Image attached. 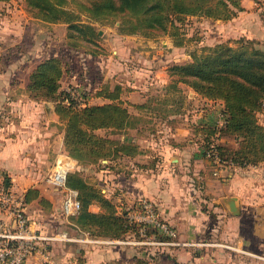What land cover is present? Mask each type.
Segmentation results:
<instances>
[{
    "label": "crops",
    "instance_id": "crops-1",
    "mask_svg": "<svg viewBox=\"0 0 264 264\" xmlns=\"http://www.w3.org/2000/svg\"><path fill=\"white\" fill-rule=\"evenodd\" d=\"M239 2L243 9L223 21L225 31L231 34L226 40L229 37H245L253 39L256 46L264 49V0ZM3 29L0 23V31ZM233 39H229L230 43ZM113 51L116 52V49ZM166 52L162 51L156 60L162 59ZM74 53L87 61L99 58L108 62V58L112 59L110 54L102 59V56L81 50L75 49ZM29 54L34 53L20 50L17 56L21 59L19 66L8 67L13 70L22 68L27 72V78L12 83L13 80L3 75L1 85H26L30 71L38 58L43 57L33 55L30 59ZM107 65L112 69L115 64ZM160 65L161 61H155L151 67H144L152 74V89L159 85L166 96L170 95L169 88L174 89L175 95L179 94L181 99L185 86L188 94L195 99L216 101L201 96L183 82L169 84L167 65ZM108 74L104 83H98V89L107 85ZM135 74L126 79L127 83L117 80L115 84L120 85L121 98L128 103L131 114L129 125L123 129L122 135L118 133V138L138 144L139 151L128 156L129 164L124 166L118 160L113 161L115 168H126L120 170L125 174L105 165L98 171L92 170L98 178L95 183L106 196L114 194V201L124 208L130 207L141 196L151 199L161 215L175 225L181 239L196 242L194 246H177L169 251L175 256V264H264V160L246 166L226 162L212 165L203 154V134L195 131L187 121L179 122L182 121L181 116L175 115L180 112L168 113L165 119H176L177 126L161 127L164 122L154 126L151 118L155 119L157 113L151 108L150 111L144 110L151 98L148 83L139 82L138 74ZM84 77L89 88L91 84ZM9 90L7 88L5 93H0V173L7 176L18 191L25 194L29 187H34L45 198L44 202H39V198L26 201L27 212L35 226L47 230L68 227V221H65L68 222L66 225L60 223L64 218L60 192L46 180V176L57 158L70 166L68 172L78 169L87 179L90 178L86 174L92 163L86 166L79 164L67 153L63 144L62 121L52 103L44 101L43 107L37 101L28 102L22 90L15 93ZM123 91L126 94L122 95ZM103 101L107 99H101ZM174 101L172 103L176 104L177 111L180 101ZM195 116L198 117L194 114L191 120ZM257 118L264 125V106L257 112ZM91 178L94 179L92 175ZM114 189L116 192H113ZM231 200H234L233 211ZM89 208L99 210L97 204ZM69 229L72 235L79 238L97 236L73 227ZM136 249L131 244L68 240L47 245L42 252L28 257L24 264H139L140 261L137 262V257H134ZM158 257L164 258L162 262L165 264H172L167 253L158 254ZM152 261L154 258L150 257L148 264Z\"/></svg>",
    "mask_w": 264,
    "mask_h": 264
},
{
    "label": "trees",
    "instance_id": "trees-1",
    "mask_svg": "<svg viewBox=\"0 0 264 264\" xmlns=\"http://www.w3.org/2000/svg\"><path fill=\"white\" fill-rule=\"evenodd\" d=\"M4 1V0H0ZM30 8H36L35 16L47 22H66L71 35H82L86 42L95 43V31L90 24L78 23L79 13L67 4L75 2L81 6L89 18L103 20L107 15L118 12L120 29L143 32L160 28L166 32V20L169 21V34L177 37L176 25L170 15L182 19L184 14H197L211 19L226 20L243 9L239 0H25ZM126 16L127 19L125 18ZM152 28V29H151ZM70 35V36H71ZM237 43L233 46L232 43ZM226 42L208 46L199 53H191V60L173 63L167 67L168 74L174 76V82L187 84L201 96L219 99L223 103L224 121L216 124L196 125L195 131L203 134V154L212 141L223 162L237 166L256 164L264 160V125L258 121L257 112L264 103V49L256 46L253 39L239 37ZM73 46H77L75 42ZM84 50L96 55L101 53L88 44ZM63 74L61 59L47 56L37 62L28 75L26 89L34 92V97L52 100L54 110L63 125V144L67 153L79 164L95 163L107 159L102 165L114 169L112 159L124 154L133 155L139 151L138 144L121 140L108 134H100L97 129H110L112 133L125 129L130 123L131 114L127 102L121 98V87L115 84L112 89L103 86L96 95L107 99L103 103L78 104L73 98L59 97L60 78ZM219 134H233L238 146L225 147L216 139ZM101 165V166H102ZM120 171V168H115ZM5 183L13 186L7 176ZM66 184L78 189L81 207L76 216L71 217L74 226L89 234L104 238H123L134 227L127 222L125 212L119 210L115 202L105 195L96 183L88 181L78 169L68 172ZM16 189V188H15ZM25 200L45 198L39 195L37 188L29 187L25 191ZM97 204L99 210L89 207ZM70 226V227H69ZM62 229V228H59ZM145 255L152 257L157 252H169L171 247H137ZM171 250V249H170ZM149 254V255H148ZM141 258H137V262Z\"/></svg>",
    "mask_w": 264,
    "mask_h": 264
},
{
    "label": "rangeland",
    "instance_id": "rangeland-1",
    "mask_svg": "<svg viewBox=\"0 0 264 264\" xmlns=\"http://www.w3.org/2000/svg\"><path fill=\"white\" fill-rule=\"evenodd\" d=\"M79 1L88 3V0ZM67 6L79 13L78 23L90 24L93 27L95 31V36L93 37H95L97 48L94 46L95 43L86 42L82 35H71L70 32L73 30L68 29V24L66 22H47L36 17L35 11H37V9L30 8L25 0L0 1V23L3 24L4 28L0 31V79H2V77L4 78L3 75H5L8 79L13 80L11 81L12 83H15L17 80L27 78V72L23 71L22 68L14 70L8 69V67L16 68L21 63L20 57H17L20 50L27 53L30 51V53H34L33 55H36V57L43 56L42 58H38V61L50 54V56L59 57L62 62L63 74L61 78L63 79L60 78V86L58 89V96L61 98L69 93L68 97H72L73 100L80 105H83L85 102L91 104L100 103L101 99H106L99 95H97L99 97H95L96 95L93 96V94L98 90V83L105 82V75H107V73L109 74L106 86L109 87V89L115 86L117 80L127 83L126 79H131L134 73H136L138 74L135 75L139 78V82L145 81L148 83L147 90H149L151 95L149 96L151 98L148 102L149 106L144 110L150 111L149 108H151L152 111L157 113L155 119L151 118L154 126L160 122L166 124L164 125L162 123L161 127L166 126L169 128V126H177L178 121L176 119L173 121H165L168 113L172 112H180L175 115L181 116L182 121L179 120V122L187 121L189 126L193 127L211 123L218 126L222 124L223 105L219 99H216L215 102H206V100H202V98L195 99L191 94H188V90L185 86L183 88L184 94H182L181 99L179 94L175 95L174 89L172 90L171 88H169L170 95L166 96L162 94L163 91L159 85L152 89V74L144 67H151L152 63L155 61H161V65H167L166 75L169 79V84H177L179 81L174 82V76L168 74L167 67L173 63H183L191 60V53H199L208 46H214L219 42H226V37L231 34L224 29L223 21L225 20L211 19L197 14H184L182 16L183 18L179 20L172 14L170 17L174 21V25H176L175 31L178 33L177 37L169 34L170 27L168 20L165 22L166 32L163 29L155 28L151 30L150 33L149 31L128 33L120 29L119 25L121 18L118 12L105 16L102 18L103 20H96L89 18L87 12L75 2H69ZM127 17L128 16L125 18L127 19ZM229 39L233 38L229 37L228 40ZM73 42H75L77 46H73ZM87 44L91 47L93 45L96 50L100 51L101 53L96 55L102 56V59L104 58L103 56L110 54L112 59L114 57L119 61L110 58H108V62L99 60V58H93V60L90 59L87 61L80 56H76L74 53L75 49L87 53V51H84L88 50L85 49L87 47L85 45ZM232 45L235 46L237 43H232ZM114 49H116V52L113 51ZM166 50V54L162 55L163 58L156 60L157 56L162 51L165 52ZM122 54H124L125 57ZM33 55L29 54L28 58L32 59L31 57H34ZM122 62L125 63L122 64ZM107 63H114L115 65H112L111 69L108 67ZM85 67H87L86 72L83 71ZM103 68H106V70L104 71ZM108 70H110V72H108ZM83 74L88 78L91 84L89 88L84 81L86 79H84L85 77ZM109 80L111 81L109 82ZM3 81L4 79L0 82L2 83ZM7 88L10 89V93L21 92L22 90V92L26 94L25 99H27L28 102L37 101L40 106L42 105L44 107V101H48L54 105L52 100L34 97V92L28 91L25 84L21 86L19 83L15 85L0 84V93H5L4 89ZM123 94H126L125 91L122 92V95ZM174 99H176V102L180 101L178 105L180 108L177 111L175 109L176 104H173L175 103ZM63 102L67 103L65 98H63ZM141 110L143 111V109ZM159 114L165 115V117L159 116ZM194 114H197L198 117L195 116L194 120H191ZM97 131L100 134H108L112 137H118V133L119 135L123 133V130L112 133L110 129L105 128H100ZM216 141L228 148L238 146V141L233 134H219ZM128 156L131 155L124 154L121 157L112 159L111 162L113 163V161L118 160L124 166L125 164H129L127 161ZM204 156L206 157L205 154ZM105 162L106 161L102 159L101 161L92 163L88 170V174H86L89 175L90 178L86 179L95 183L98 178H95L96 175H93L94 173H92V170L98 171L102 167V163ZM88 164L89 163H83L85 166ZM123 169L126 168L123 167L121 170ZM113 170L115 171L116 169L114 168ZM120 172L125 174L124 171ZM91 175L94 179L91 178ZM58 191L62 197L61 191ZM113 192H116V190L114 189ZM108 197L114 201V194L111 193ZM115 204L119 210L125 207L123 205L119 206L116 202ZM60 223L67 224L64 218L63 222L61 221ZM68 231L70 232V230ZM127 236L128 234H125L121 239ZM122 245H128V243H122ZM173 248L174 247H171L170 249ZM137 249L135 250L136 252H134V257L141 258L142 261L139 264H148L150 257L143 254L144 252L140 249H138L137 252ZM170 249L168 251H170ZM157 251L158 250H155L156 254L151 257L152 259L154 258V261L150 262V264H165V262H162L164 258L158 257V254H165V252L159 253ZM167 256L172 260L171 263L175 264V256L169 252H167ZM157 259L160 261L158 262Z\"/></svg>",
    "mask_w": 264,
    "mask_h": 264
},
{
    "label": "built area",
    "instance_id": "built-area-1",
    "mask_svg": "<svg viewBox=\"0 0 264 264\" xmlns=\"http://www.w3.org/2000/svg\"><path fill=\"white\" fill-rule=\"evenodd\" d=\"M222 118L224 121V113ZM215 143L212 141L209 144L205 155L212 165L218 166L223 163V160L218 154ZM69 167L57 158L46 180L61 191L62 216L65 221L74 226L70 219L78 214L81 202L78 189L66 184ZM123 212L127 222L134 227L124 239L98 236L79 238L66 229H43L35 226L31 221L26 209L24 193L7 185L4 175L0 174V264H24L28 257L42 252L47 245L68 240L128 243L136 247L160 249L196 245L194 241L181 239L175 225L161 215L157 205L149 198L142 196L137 198Z\"/></svg>",
    "mask_w": 264,
    "mask_h": 264
},
{
    "label": "water",
    "instance_id": "water-1",
    "mask_svg": "<svg viewBox=\"0 0 264 264\" xmlns=\"http://www.w3.org/2000/svg\"><path fill=\"white\" fill-rule=\"evenodd\" d=\"M103 160L105 161L106 159H103ZM233 207H234V200H231L230 201V208L232 211H233Z\"/></svg>",
    "mask_w": 264,
    "mask_h": 264
}]
</instances>
